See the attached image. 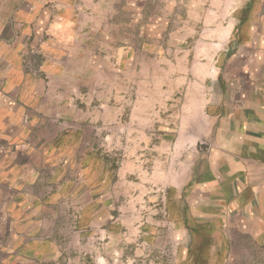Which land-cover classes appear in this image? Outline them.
I'll use <instances>...</instances> for the list:
<instances>
[{
  "label": "rangeland",
  "instance_id": "obj_1",
  "mask_svg": "<svg viewBox=\"0 0 264 264\" xmlns=\"http://www.w3.org/2000/svg\"><path fill=\"white\" fill-rule=\"evenodd\" d=\"M21 2L33 14L7 21L10 44L25 43L24 68L38 78L41 56L51 58L38 80L46 110L35 107L57 137L81 135L97 151L111 197L82 230L79 206L62 202L58 253L17 264H219L201 234L202 201L232 180L224 169L254 155L264 163L246 143L264 141V0ZM246 113L243 128L235 120ZM49 236L41 228L25 238Z\"/></svg>",
  "mask_w": 264,
  "mask_h": 264
},
{
  "label": "crops",
  "instance_id": "obj_2",
  "mask_svg": "<svg viewBox=\"0 0 264 264\" xmlns=\"http://www.w3.org/2000/svg\"><path fill=\"white\" fill-rule=\"evenodd\" d=\"M32 9L21 0H0V264H17L18 256L58 253L53 240L61 237L56 235L66 226L61 222L66 209L62 202L79 206L77 228L84 229L86 224L99 223L97 215L107 208L111 197V180L105 186L98 182L105 169L94 164L97 151L84 149L81 135L57 137L58 129L50 124L45 106L38 102V95L44 93L38 80L50 70V56H41L38 73L42 78H38L24 68L25 43L9 42L16 27L7 21L17 14H33ZM57 68L63 69V63ZM57 68L49 76H59ZM12 96L15 105L8 102ZM33 111H44L45 116L39 114L34 121ZM26 114L31 119L23 123ZM247 115L234 118L235 123L247 128ZM71 139L76 145L68 147ZM246 143L254 154H264V141L251 137ZM237 147L239 153L245 149ZM250 157L257 160L224 169L234 174L232 180L219 181L202 201L201 234L209 238L208 250L219 264H264V163L256 155ZM188 224L192 226V220ZM41 228L50 233L43 242L25 238Z\"/></svg>",
  "mask_w": 264,
  "mask_h": 264
}]
</instances>
